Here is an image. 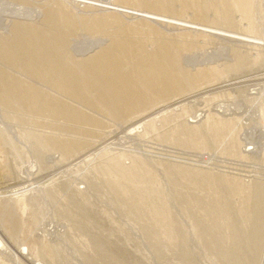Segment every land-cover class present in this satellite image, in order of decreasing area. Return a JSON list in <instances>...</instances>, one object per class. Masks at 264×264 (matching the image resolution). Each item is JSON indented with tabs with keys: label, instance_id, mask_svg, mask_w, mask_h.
Listing matches in <instances>:
<instances>
[{
	"label": "rangeland",
	"instance_id": "374dc122",
	"mask_svg": "<svg viewBox=\"0 0 264 264\" xmlns=\"http://www.w3.org/2000/svg\"><path fill=\"white\" fill-rule=\"evenodd\" d=\"M106 1L64 6L76 14H104L108 22L118 25L140 22L141 17L104 7L116 4L137 12L162 14L119 0ZM206 1L213 6L221 0ZM8 5L0 0L2 34L12 21H32L12 14ZM211 9L207 11L210 22L201 21L190 7L184 15H167L187 25L225 30L257 44L219 40L207 32L193 34L187 27L154 24L156 29L170 30L171 35L197 38L193 39L197 47L188 53L191 57L185 65L192 74L211 68L221 73L239 56L243 63L233 72L222 70L216 77L208 76L191 91L159 105L151 111L158 113L152 127L137 131L133 130L136 124L117 127L107 119V128L99 131L100 138L62 157L56 150L45 151L37 146L25 134L27 126L7 119L5 130L0 123L4 129L0 140V264H264V229L255 244L250 220L257 205L254 192L259 187L264 191V0L254 1L249 19L233 10L236 15L232 13L231 24L214 23L218 16ZM84 39L79 36V40ZM98 50L97 45L78 57L91 56ZM46 131L33 132L51 133ZM108 164L134 169L137 177L132 184L141 191L140 209L129 205L114 187L117 176L108 173ZM157 188L167 198L189 195L203 200L200 205L189 200L190 212L198 215L192 219L185 215L183 198L181 203L173 204L180 220H185L182 225L186 241L169 238L166 226L153 222L148 215L153 204L161 207L154 195ZM211 203L231 209L238 233L219 218L202 217L205 206ZM261 205L264 215V199ZM198 217L205 223H196ZM201 230L215 231L216 236ZM215 238L221 248L214 245ZM20 246L26 248L24 256L30 259L13 256Z\"/></svg>",
	"mask_w": 264,
	"mask_h": 264
},
{
	"label": "bare ground",
	"instance_id": "6f19581e",
	"mask_svg": "<svg viewBox=\"0 0 264 264\" xmlns=\"http://www.w3.org/2000/svg\"><path fill=\"white\" fill-rule=\"evenodd\" d=\"M5 1L10 4L8 6L11 7L12 14L23 16V19H32V21L15 19L16 21L9 23L7 29L4 28L5 33H0V123L6 126L5 130H8L5 122L7 119L16 121L24 125L23 127L27 126L25 134L28 138H32L37 146L45 151L56 150L62 157L77 153L84 146L91 144L93 138H100L99 131L107 128L105 121L107 119L117 127H124L129 123L136 124L133 130L137 131L152 127L158 113L151 111L166 103L172 96L187 90L191 91L196 83L206 80L208 76L216 77L222 73V70L230 73L242 66L243 58L239 56L234 63L223 65L221 73L211 68L192 74L185 65L191 57H188V53L197 47L193 40L196 37L189 40L182 35H171L170 30L156 29L153 27L154 24L173 28L187 27L193 31V34L196 31L207 32L219 40L238 39L257 44L254 40H245V38L224 33L225 30L218 31L219 29L209 26L204 28L186 23L185 25L167 15H184L190 7L201 21H209L212 18H207V11L211 7L214 9L211 10L217 13L215 16H218L214 23L231 24L233 10L249 19L256 0H218L220 2L214 3L216 6L210 5L207 1L206 3L205 0H119L161 12V15L154 12H137L118 7L116 4L104 7L117 13L141 17L140 22L129 25L110 23L104 14H76L64 6V3L89 6L94 5V0ZM103 1L107 3L106 0ZM256 8L258 9V4ZM255 14L257 15V12ZM79 36L85 39L79 40ZM210 36L206 35L204 38ZM97 45L99 50L95 54L85 58H80V54L78 57L79 53ZM168 107L169 105L165 106V108ZM262 120H264V111ZM36 130H47L51 133L41 135L42 133L33 132ZM3 131L4 129L0 127V140ZM107 171L117 176L115 181L112 180L114 187L120 190L129 205L137 210L140 209L138 201H140L141 191L138 185L132 184L137 177L133 172L134 169H123L117 164H111L107 167ZM256 189L254 197L257 205L250 214V220L254 228L252 240L258 244L264 229V215L261 208L264 191L260 187ZM157 190L158 188L154 195L157 201H161V207L153 204L150 207L151 213L148 215L153 222L166 226L169 238L179 242L186 241L187 232L182 225L185 220L183 221L182 218L180 220L173 204L175 201L180 202L183 198L181 202L185 205V215L192 219L197 218L198 215L190 212L192 209L189 200L196 205H200L203 200L189 197V195L184 197L177 195L174 199L167 198L163 195L164 192L162 194ZM205 207L202 217L212 216L216 220L219 218L228 228L235 229L233 233H238L235 214L229 207L224 209L225 206L217 203H211ZM6 212L8 211L4 213ZM202 217H198L195 222L199 225L203 224V221L205 223ZM205 230L201 231L205 234L211 233L209 230L206 233ZM214 232L211 233L213 237L216 236ZM214 243L216 248L222 247L217 238ZM1 245L0 241V247ZM26 254L24 246H20L13 252L16 258L30 259L24 256ZM31 264L41 263L35 261Z\"/></svg>",
	"mask_w": 264,
	"mask_h": 264
}]
</instances>
